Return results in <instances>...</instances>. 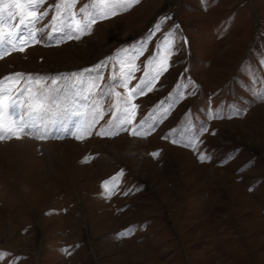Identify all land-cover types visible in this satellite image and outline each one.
Segmentation results:
<instances>
[{
	"label": "rangeland",
	"instance_id": "374dc122",
	"mask_svg": "<svg viewBox=\"0 0 264 264\" xmlns=\"http://www.w3.org/2000/svg\"><path fill=\"white\" fill-rule=\"evenodd\" d=\"M56 3L38 9H48L38 42L0 56V78L79 73L103 62L90 74L102 77L99 88L79 101L86 109L101 88L125 94L112 79L128 71L125 63L138 69L130 86L138 83L173 32L175 43L163 46L174 53L167 72L135 100L134 124L161 101L163 118L146 137H101L112 95L83 140L65 133L0 141V264H264V0H139L97 19L79 40L48 35ZM177 90L183 98L172 103ZM187 124L183 135L171 131ZM121 170L109 198L102 182Z\"/></svg>",
	"mask_w": 264,
	"mask_h": 264
},
{
	"label": "snow or ice",
	"instance_id": "6c2138e0",
	"mask_svg": "<svg viewBox=\"0 0 264 264\" xmlns=\"http://www.w3.org/2000/svg\"><path fill=\"white\" fill-rule=\"evenodd\" d=\"M45 2L46 0H11L9 3L6 0H0V56L8 54L9 50L18 49L22 52L30 42H38L36 38L42 30L37 29L36 25L48 16V9L43 12H38V9ZM138 2L139 0H91V3H86L77 12L73 9L78 0H57L54 6L49 5V9H53L55 14L49 25L45 27L50 28L48 35L60 33L61 39L79 40L91 33L92 25L97 22V19L114 16L118 10H127ZM15 9L19 11L14 12ZM17 20L18 22L12 27V22ZM5 25L8 26L7 31L4 30ZM159 28L160 26L156 25L148 35L151 36L152 32L159 31ZM176 39L173 32L165 36L160 55L153 57L148 70L144 71L143 77L134 86H130L133 79L131 73L138 69L135 64L125 63L128 71L122 72L120 77H112L114 81L118 80L120 88L126 90L125 94L119 91L113 93L111 89L114 86L101 88L97 99L87 105L86 109H83L79 101L83 100L87 103L89 97L99 88L97 81L102 77L90 74L98 73L105 66L103 62L79 73L48 76L16 72L0 78V141L19 139L22 135L28 134L37 139L46 140L65 133L73 135L77 140H83L86 136L92 135V129L105 115L101 100L112 95L115 96V101L108 108L111 118L107 125L101 127L96 134L101 137H110L129 131V134L134 137L150 135L163 118L157 115V111L160 110L164 101L159 102L156 109L134 124L140 107L135 100L152 92L160 77L167 72L168 61L174 53L172 51L165 53L163 46L174 44ZM140 48H143V44ZM123 51L127 52L128 49ZM261 63L264 64V60ZM190 83L195 82L190 81ZM180 87H186V85ZM169 98L172 99V94ZM181 98L183 93L177 90L172 103L178 102ZM261 98L264 99V96ZM162 112L166 115L168 108H163ZM190 127L191 125L187 124L171 131L183 135L185 128ZM187 146L194 149L196 147L193 142H189ZM151 155L158 156L159 152H153ZM89 159L91 157H85L82 162H87ZM199 159L203 161L206 156L201 153ZM122 175L123 170L102 182L104 193L109 198L115 192ZM124 194L127 195L128 192ZM131 231L132 229H127L120 235H130ZM62 251L70 254L68 248ZM4 255L5 253L0 252V259Z\"/></svg>",
	"mask_w": 264,
	"mask_h": 264
}]
</instances>
